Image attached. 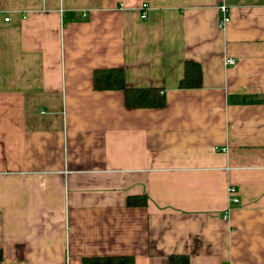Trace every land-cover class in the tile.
<instances>
[{"label": "crops", "instance_id": "crops-1", "mask_svg": "<svg viewBox=\"0 0 264 264\" xmlns=\"http://www.w3.org/2000/svg\"><path fill=\"white\" fill-rule=\"evenodd\" d=\"M112 67L166 104L95 89ZM0 255L264 264V0H0Z\"/></svg>", "mask_w": 264, "mask_h": 264}, {"label": "trees", "instance_id": "trees-1", "mask_svg": "<svg viewBox=\"0 0 264 264\" xmlns=\"http://www.w3.org/2000/svg\"><path fill=\"white\" fill-rule=\"evenodd\" d=\"M203 83V70L199 62L186 61L181 88H198ZM94 88L97 90H124L125 103L129 108H160L166 104L165 90L161 87H128L124 68H101L94 72ZM146 203L147 199L129 197L130 205ZM1 258V255H0ZM83 264H135L133 256H92L84 257ZM170 264H190L187 256H172Z\"/></svg>", "mask_w": 264, "mask_h": 264}, {"label": "built area", "instance_id": "built-area-1", "mask_svg": "<svg viewBox=\"0 0 264 264\" xmlns=\"http://www.w3.org/2000/svg\"><path fill=\"white\" fill-rule=\"evenodd\" d=\"M148 11H149V5L148 3H144L142 4L141 6V18L143 20H146L148 18ZM220 11L222 13V18H221V25L222 26H225L226 24H228L230 22V8H229V5L226 3L222 4V6H220ZM6 21H9L10 20V17H6L5 18ZM226 64H236V59L233 58V57H229V58H226V61H225ZM230 197H231V200L232 202H235V203H239L240 202V199L239 197L237 196V190L235 187H231L230 188Z\"/></svg>", "mask_w": 264, "mask_h": 264}]
</instances>
